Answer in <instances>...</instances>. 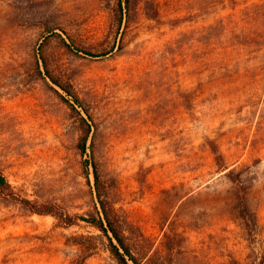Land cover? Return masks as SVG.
<instances>
[{"label":"rangeland","instance_id":"rangeland-1","mask_svg":"<svg viewBox=\"0 0 264 264\" xmlns=\"http://www.w3.org/2000/svg\"><path fill=\"white\" fill-rule=\"evenodd\" d=\"M154 5L165 22L141 15L121 54L92 56L113 39L115 0H0V166L22 197L96 212L91 149H78V116L39 54L57 27L71 48L56 36L44 52L91 108L95 157L135 250L156 252L152 264H253L264 257V0ZM220 20L218 37L177 47L182 33ZM209 139L244 171L255 226L240 216L237 185ZM99 233L0 193V264H79L77 241L94 251L84 264H117Z\"/></svg>","mask_w":264,"mask_h":264},{"label":"trees","instance_id":"trees-1","mask_svg":"<svg viewBox=\"0 0 264 264\" xmlns=\"http://www.w3.org/2000/svg\"><path fill=\"white\" fill-rule=\"evenodd\" d=\"M256 4H253V6ZM116 14L113 18L111 29H114L113 39L110 35H106L108 46H103L99 52H92L87 50L86 53L92 56H106L110 53L121 54L124 49V41L129 30L138 22L141 15L148 17L158 23H163L165 20L162 18L160 9L154 5V0H115ZM143 10L145 14H139ZM260 10V9H259ZM256 12L260 14V12ZM173 20V19H172ZM223 21L220 20L205 28L199 30H191L184 32L180 37L175 40L177 47H181L186 43L209 41L218 37L220 30L223 29ZM57 27H52L48 30V35L44 36L40 44V57L44 66V77L46 81L49 79L53 84L57 85L63 92H60L54 86L51 88L57 92L60 98L67 103V105L76 113L79 119V127L81 136L78 141V149L81 154H87V149H91V157L93 160L87 162V165H92L94 174V190L96 193V212L89 216H82L78 214H71L63 210L57 203L48 201L45 203H38L27 197L18 195L10 180L6 176L4 170L0 166V193L3 195L18 199L25 205L31 212L40 215L51 214L54 215L64 226L70 227L84 220L94 226L100 231L99 235L104 238L105 248L108 250L110 256L117 264H152L155 261L156 252L152 254H140L135 250V246L130 241L121 216L117 202L114 197L113 183L106 178L100 170L99 162L95 157L96 150V124L91 111L85 98L76 89L72 88L70 84L64 82L58 75H56L50 68L48 58L44 52L46 43L53 37H60V41L67 49L71 48L69 44L59 32L55 30ZM38 61V60H37ZM90 139V144L88 141ZM209 146L214 154L215 161L218 168L225 170V174L229 179L237 185L236 190V208L240 216L245 219L246 223H252L254 226L257 224V214L252 210L249 204V187L244 181V171L238 170L235 167L226 165L224 154L221 151L218 143L214 139H209ZM142 184L144 178H141ZM76 244L83 252V257L79 264H84V260L92 256L94 251L92 248L84 247L83 242L77 241ZM256 261V259H255ZM253 264H264V257L258 262ZM229 264H245L237 258H231ZM252 264V263H246Z\"/></svg>","mask_w":264,"mask_h":264}]
</instances>
